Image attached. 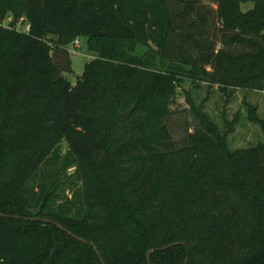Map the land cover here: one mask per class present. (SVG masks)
I'll return each mask as SVG.
<instances>
[{"label": "trees", "instance_id": "trees-1", "mask_svg": "<svg viewBox=\"0 0 264 264\" xmlns=\"http://www.w3.org/2000/svg\"><path fill=\"white\" fill-rule=\"evenodd\" d=\"M7 16L0 264H101L43 220L104 264H148L173 243L149 264H264V142L229 152L184 89H264V0H0ZM77 38L94 58L71 84ZM180 93L199 128L175 148Z\"/></svg>", "mask_w": 264, "mask_h": 264}, {"label": "rangeland", "instance_id": "rangeland-1", "mask_svg": "<svg viewBox=\"0 0 264 264\" xmlns=\"http://www.w3.org/2000/svg\"><path fill=\"white\" fill-rule=\"evenodd\" d=\"M17 29L19 32L24 30L22 25H19ZM68 58L71 71L65 72L63 76L74 84L81 76L85 64L94 58V55L87 50L86 39L80 38L78 48L75 53H69ZM184 89L194 109L204 114L225 138V146L229 152L245 150L264 142L261 129V123H264V89L262 91L228 90L222 92L217 85L209 86L205 83L197 84L193 88L189 83H185ZM130 110L128 117L133 108L128 111ZM170 111L172 114L166 120V126L173 146L179 148L186 144V135L199 128V123L192 116L182 93L176 96ZM62 144L66 145L65 142ZM64 152L65 147L62 148L61 155ZM69 187L63 186L64 193L68 197L71 196Z\"/></svg>", "mask_w": 264, "mask_h": 264}, {"label": "water", "instance_id": "water-1", "mask_svg": "<svg viewBox=\"0 0 264 264\" xmlns=\"http://www.w3.org/2000/svg\"><path fill=\"white\" fill-rule=\"evenodd\" d=\"M130 112H131V110L128 111L127 113H125V114L122 115V120H123V121L126 120V118L128 117V115L130 114ZM37 212H38V209H36V210H30V211H29V213L32 214V215H36ZM0 217L6 218V216H3V215H0ZM7 218H10V217H7ZM15 218H16V219H22V218H19V217H15ZM29 220H37V218H29ZM43 222H44L45 224H47V223L54 224L58 229H60L61 231H63V232L66 233L68 236L72 237L73 239H75V240H77V241H79V242H81V243H83V244H89L91 247H93L94 252H95L96 255L99 257L101 264H104L103 260L100 258V254H99L97 248L95 247V245H94L93 243L88 242V241H86V240H84V239H82V238H80V237L75 236L74 234H72L70 231H67L65 228H63V227H62L60 224H58V223H55V222H52V221H48V220H43ZM178 245L185 246L184 243H173V244H169V245L164 246V247H160V248H155V249H151V250H149V251L147 252V254H146V258H147L148 264H149V255H150L151 253L156 252V251H163V250H166V249H168V248H171V247H173V246H178ZM185 264H187V259L185 260Z\"/></svg>", "mask_w": 264, "mask_h": 264}, {"label": "built area", "instance_id": "built-area-1", "mask_svg": "<svg viewBox=\"0 0 264 264\" xmlns=\"http://www.w3.org/2000/svg\"><path fill=\"white\" fill-rule=\"evenodd\" d=\"M11 21H12L11 16H7L2 22H0V26L1 27H4V28H9V24H10ZM19 25H22L23 26V28H24L23 33H28V31H29V25L28 24H25V19L24 18H20L19 21L17 22L16 26L14 27V29L16 31H19L17 29V27ZM79 40H80L79 38L75 39L73 41V43H71L69 46L66 47L68 53H72V54L75 53V50L79 46Z\"/></svg>", "mask_w": 264, "mask_h": 264}]
</instances>
